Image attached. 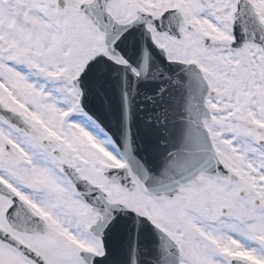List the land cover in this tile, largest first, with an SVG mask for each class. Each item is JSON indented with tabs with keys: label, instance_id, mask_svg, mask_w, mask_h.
Wrapping results in <instances>:
<instances>
[{
	"label": "snow or ice",
	"instance_id": "1",
	"mask_svg": "<svg viewBox=\"0 0 264 264\" xmlns=\"http://www.w3.org/2000/svg\"><path fill=\"white\" fill-rule=\"evenodd\" d=\"M141 22L197 117L142 175L72 119L93 62L128 64L110 31ZM118 211L156 230L157 264H264V0H0V264H94Z\"/></svg>",
	"mask_w": 264,
	"mask_h": 264
},
{
	"label": "water",
	"instance_id": "2",
	"mask_svg": "<svg viewBox=\"0 0 264 264\" xmlns=\"http://www.w3.org/2000/svg\"><path fill=\"white\" fill-rule=\"evenodd\" d=\"M114 31L115 41L120 43V51L116 52L133 63L140 76L135 78L99 57L81 78L82 108L110 133L129 158L134 173L142 175L140 167L158 173L164 161L173 157L162 153V148L170 145L174 154L183 152L186 129L190 120L197 119L189 111L193 96L187 86V74L182 65L166 61L164 53L152 46L149 35L138 24L111 30L110 41ZM236 37L238 41L244 39L239 26ZM97 66L104 69L102 78L97 75ZM195 102L200 105V116L205 115L203 97H197ZM172 140H176L175 145ZM204 159L210 162V154ZM114 174L110 172L109 176ZM113 215L115 219L105 228L108 254L95 264H130L134 226L138 224L131 213L118 211ZM142 231L149 240L147 245L156 241L148 224L143 225Z\"/></svg>",
	"mask_w": 264,
	"mask_h": 264
},
{
	"label": "rangeland",
	"instance_id": "3",
	"mask_svg": "<svg viewBox=\"0 0 264 264\" xmlns=\"http://www.w3.org/2000/svg\"><path fill=\"white\" fill-rule=\"evenodd\" d=\"M74 116H77L79 118V123L86 125L90 132H92L94 135H97L100 139L108 142L109 150L112 151L118 158L122 159L120 153L108 136L102 130H100L87 116H85L83 113L76 114Z\"/></svg>",
	"mask_w": 264,
	"mask_h": 264
}]
</instances>
